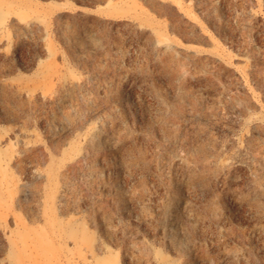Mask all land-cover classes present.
Masks as SVG:
<instances>
[{
    "label": "rangeland",
    "instance_id": "1",
    "mask_svg": "<svg viewBox=\"0 0 264 264\" xmlns=\"http://www.w3.org/2000/svg\"><path fill=\"white\" fill-rule=\"evenodd\" d=\"M0 264H264V0H0Z\"/></svg>",
    "mask_w": 264,
    "mask_h": 264
},
{
    "label": "water",
    "instance_id": "2",
    "mask_svg": "<svg viewBox=\"0 0 264 264\" xmlns=\"http://www.w3.org/2000/svg\"><path fill=\"white\" fill-rule=\"evenodd\" d=\"M80 6H82V5H80Z\"/></svg>",
    "mask_w": 264,
    "mask_h": 264
}]
</instances>
